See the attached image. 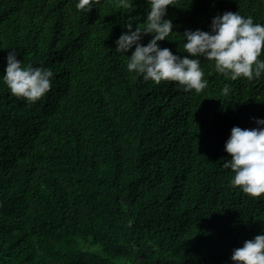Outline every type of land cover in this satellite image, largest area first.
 <instances>
[{
	"label": "trees",
	"instance_id": "obj_1",
	"mask_svg": "<svg viewBox=\"0 0 264 264\" xmlns=\"http://www.w3.org/2000/svg\"><path fill=\"white\" fill-rule=\"evenodd\" d=\"M75 3L0 0V76L9 52L55 73L35 103L0 80V264H234L264 232V196L230 185L225 143L264 118V77L226 79L201 57V91L145 81L116 41L148 0ZM228 10L264 23V0H172L161 46L185 55L184 32Z\"/></svg>",
	"mask_w": 264,
	"mask_h": 264
},
{
	"label": "clouds",
	"instance_id": "obj_2",
	"mask_svg": "<svg viewBox=\"0 0 264 264\" xmlns=\"http://www.w3.org/2000/svg\"><path fill=\"white\" fill-rule=\"evenodd\" d=\"M124 8H132L135 0H121ZM172 0H148L147 19L143 27L128 18L126 31L117 39L116 51L127 55L129 73L141 75L145 81L159 84L161 81L177 82L184 91L203 90L209 83L201 57L211 61L216 72L226 79L250 80L264 77V23L254 22L252 15L240 11H225L212 19L211 31L187 29L183 34V53L162 47L161 41L175 32L174 22L167 18ZM77 10L89 12L93 0H76ZM152 34L145 45L143 36ZM170 40V39H169ZM131 55L128 51L133 49ZM181 47V45H180ZM182 52V51H181ZM52 67L25 64L15 52L7 56L6 74L0 76L10 92L25 98L28 103L41 99L53 86ZM230 95L231 85L222 88ZM257 127L234 126L225 143L231 158H225L223 167L232 170L229 183L240 187L250 197L264 196V118H254ZM234 264H264V232L244 241L231 255Z\"/></svg>",
	"mask_w": 264,
	"mask_h": 264
}]
</instances>
